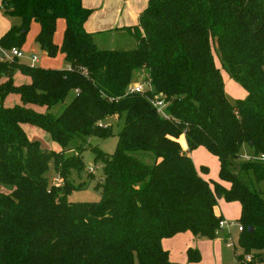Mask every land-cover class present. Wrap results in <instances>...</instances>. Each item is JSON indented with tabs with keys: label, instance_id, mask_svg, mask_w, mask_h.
I'll list each match as a JSON object with an SVG mask.
<instances>
[{
	"label": "trees",
	"instance_id": "obj_1",
	"mask_svg": "<svg viewBox=\"0 0 264 264\" xmlns=\"http://www.w3.org/2000/svg\"><path fill=\"white\" fill-rule=\"evenodd\" d=\"M0 4L22 20L0 46L22 49L35 22L40 48L69 64L52 70L0 62V185L13 188L0 189V264H176L163 240L187 232L217 239L220 200L241 206L237 264H264V0H149L138 25L127 28L138 40L130 50L97 46L86 30L93 10L83 0ZM60 19L66 29L58 47ZM216 56L244 99H228ZM18 72L30 83L17 85ZM141 74L152 86L147 96L167 104L168 119L147 96L127 94ZM72 92L73 101L53 114ZM11 96L19 103L7 106ZM109 119H124V127L113 154L91 148L103 164L102 200L72 204L69 195L82 185L70 177L85 169L91 138L112 136ZM25 125L48 134L60 151L43 148ZM245 144L254 159L242 157ZM198 148L218 159L219 182L203 177L208 167H195L188 153ZM138 153L153 154L154 163ZM51 168L63 187L50 180ZM187 255L190 263L202 258L192 248Z\"/></svg>",
	"mask_w": 264,
	"mask_h": 264
},
{
	"label": "rangeland",
	"instance_id": "obj_2",
	"mask_svg": "<svg viewBox=\"0 0 264 264\" xmlns=\"http://www.w3.org/2000/svg\"><path fill=\"white\" fill-rule=\"evenodd\" d=\"M127 1V0H124ZM149 0H130V4L127 2L124 4L123 0H119L120 3L125 5L124 11L130 7L140 4L143 7L147 5ZM0 16L2 18L7 19L10 23L11 27L18 26L20 27L22 24V20L20 18L8 16L2 9H0ZM39 30V25L37 23H33L30 28V32L27 35L26 43L23 46V54L24 58L21 59V63L41 67L42 65H50L53 70H63L69 67V64L65 61L61 53H59L56 57L52 58L47 55L45 51H43L40 46L36 43V35ZM104 38L110 37L109 34L102 36ZM115 43L114 46L121 50H130L135 49L138 46V40L133 33H129L128 31H117L115 33ZM36 56L39 59V63L33 64L32 57ZM45 59V64L43 60ZM216 65L222 71V76L224 79L226 95L231 103H235L239 99H244L247 95V92L235 81H233L228 73L223 69L222 64L218 57L216 56ZM145 78L144 74H141L140 77L137 78V82L134 83H143ZM74 93H70L65 103L57 105L52 113L55 115H60L64 108L70 104L74 99ZM106 125L112 126V136L107 139H101L98 137H93L90 139V147L86 149L83 153V161L85 165V169L80 173L74 172L70 177V181L74 183L77 187L80 186L82 189L74 190L68 197V201L72 204L75 203H97L102 200V190L99 187V184L104 178L103 175V164L100 161H96V153L91 148H98L105 152L106 154H113L116 150L118 143V135L122 131L124 127V119L121 121L115 119H109L105 123ZM24 129L30 135L33 140H37L41 143V146L45 149H50L53 151H60V147L58 144L54 143L48 134L43 132L42 130L32 126L25 125ZM180 143V141H179ZM181 145V144H180ZM182 147V146H181ZM183 149V148H182ZM186 152V151H185ZM242 157L245 159L253 158V151L249 147V145L245 144L242 148ZM70 156L75 155L76 152L72 151L68 153ZM188 155L191 159L195 160V167L200 169L203 166L209 168L208 174H203V177L209 181L210 183L219 182V161L218 159L210 154L206 149L198 148ZM139 160L145 162L146 164H153L155 161V156L151 153H138L135 155ZM194 162V161H193ZM50 180L57 179V182H53V184L57 186H64L62 179L55 173L53 168L50 169L49 173ZM261 189L264 191V184H262ZM0 189L5 193H11L13 188L0 185ZM223 207H225V217L230 221L229 231L232 235L237 237L239 235L238 232V217L241 214V207L239 204H227L224 200L222 203ZM231 239V238H230ZM233 241V240H232ZM234 242V241H233ZM222 252L221 255L214 253V256H210L209 254L204 257V261L201 258V264H236L233 248L230 246L231 242L225 243L222 242ZM197 250V249H196ZM202 256V255H201ZM203 261V262H202ZM190 263V262H189ZM200 263V262H199ZM197 263V264H199ZM195 264V263H190Z\"/></svg>",
	"mask_w": 264,
	"mask_h": 264
},
{
	"label": "crops",
	"instance_id": "obj_3",
	"mask_svg": "<svg viewBox=\"0 0 264 264\" xmlns=\"http://www.w3.org/2000/svg\"><path fill=\"white\" fill-rule=\"evenodd\" d=\"M129 1L130 0H127V1L123 0L124 4H126L127 2L128 5L130 4ZM83 3L85 7L93 10V14L86 24V30L89 33L93 34V37H94V40L97 46L103 50H121L114 46V43L116 41L115 33H117V31L119 30L128 31L127 30L128 27L138 25L139 18L148 5L147 3V5L143 7L142 5L137 4V5L130 7V9L128 8V10L126 9L124 11L125 5H123V3H120L119 0H83ZM10 28H11V25L7 21V19L2 18L0 16V39L10 30ZM65 29H66L65 20L63 19L58 20L56 33L54 36V43L58 47L62 46ZM40 31H41V27L39 25V30L37 31L36 38L38 34L40 33ZM106 34H109L110 37L108 38L102 37ZM21 50H23V48ZM61 55L65 59V55L64 54H61ZM43 62L44 64L46 63L45 59L43 60ZM50 67H51L50 65L41 66V68L52 69ZM15 82L17 85L28 84L30 83V78L18 72L15 75ZM74 94L76 95V93ZM17 103H19V97L17 96H11L6 100L7 106H13ZM179 141H180V144L183 150L187 152L188 146H187L186 138L182 136L179 139ZM193 161L195 165L196 163H195L194 157H193ZM225 186H228V185L225 184ZM223 201L224 200L219 201V206L217 209L218 214L221 215L224 220L230 221L224 215L226 206L223 207L222 205ZM227 204H235V203H227ZM239 218H240V215L238 219ZM238 237L239 235H237V237L234 238L232 233L229 231V228L227 229L223 228L222 233L219 234L218 238L215 240L199 239V238H196L193 234L187 232V233L178 234L173 238L164 239L162 242V245H163V248L169 253L170 261L172 263L190 264L188 260V255H187V251L190 248L199 250L202 255V260L204 261V257L208 254L211 257L214 256V253L216 252L217 254L221 255L222 248H223L222 242L228 243L229 240H233L234 244L237 245ZM233 252H234V249H233ZM234 257H235V253H234ZM235 261L237 264L236 257H235ZM199 264H201V261Z\"/></svg>",
	"mask_w": 264,
	"mask_h": 264
},
{
	"label": "built area",
	"instance_id": "obj_4",
	"mask_svg": "<svg viewBox=\"0 0 264 264\" xmlns=\"http://www.w3.org/2000/svg\"><path fill=\"white\" fill-rule=\"evenodd\" d=\"M24 58V54L23 51L19 48H12V49H5L2 46H0V62H11L14 59H23ZM39 59L36 56L32 57V63L36 64L38 63ZM149 91H152V86L149 82H143V83H132L128 90H127V94H137V95H142V96H147V93ZM148 97V96H147ZM148 99L151 101L153 107L155 108L156 112L158 115L162 116L165 119H168V115L166 113V107L167 104L164 102V100L162 99H152L149 98ZM102 126V125H100ZM251 159H254L251 158ZM261 160L264 161V157L260 158ZM249 160V159H247ZM53 182H57V179H53ZM231 224L230 222L226 221L223 219V221L220 222V228H230ZM239 232L241 233L243 231V228L239 226L238 228ZM229 242H231V247L234 248L236 246V244H234V242L232 240H229ZM251 258L248 257V260H250Z\"/></svg>",
	"mask_w": 264,
	"mask_h": 264
},
{
	"label": "water",
	"instance_id": "obj_5",
	"mask_svg": "<svg viewBox=\"0 0 264 264\" xmlns=\"http://www.w3.org/2000/svg\"><path fill=\"white\" fill-rule=\"evenodd\" d=\"M218 199H221V195H219ZM249 232H253V229L250 228V229H249Z\"/></svg>",
	"mask_w": 264,
	"mask_h": 264
}]
</instances>
